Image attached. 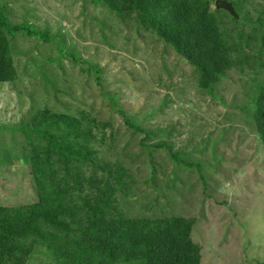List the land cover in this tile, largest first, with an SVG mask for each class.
<instances>
[{
	"label": "rangeland",
	"instance_id": "rangeland-1",
	"mask_svg": "<svg viewBox=\"0 0 264 264\" xmlns=\"http://www.w3.org/2000/svg\"><path fill=\"white\" fill-rule=\"evenodd\" d=\"M235 1L236 19L211 0L237 43L236 64L211 95L199 87L194 66L133 13L117 16L95 0H0L11 24L54 37L7 36L17 77L0 83V205L38 201L23 126L44 109L86 116L98 162L122 165L130 175V189L116 194L127 218H194L202 264H264V145L253 120L264 86V0ZM60 38L63 53L79 62L61 56ZM88 64L101 69L99 82ZM120 108L152 133L145 144ZM161 141L165 147L156 146ZM177 152L182 161L172 156ZM77 167L91 175L89 166ZM26 264L57 263L35 244Z\"/></svg>",
	"mask_w": 264,
	"mask_h": 264
},
{
	"label": "trees",
	"instance_id": "trees-1",
	"mask_svg": "<svg viewBox=\"0 0 264 264\" xmlns=\"http://www.w3.org/2000/svg\"><path fill=\"white\" fill-rule=\"evenodd\" d=\"M95 2L105 3L120 17L135 14L138 24L153 29L194 66L199 87L211 95L236 64L233 54L237 43L222 30L211 0ZM19 33L44 42L54 39L31 25L11 24L0 7V83L17 77L7 36ZM58 42L61 56L80 61L72 52L63 53L62 39ZM88 65L96 71L99 82L101 69ZM104 94L117 108L116 98ZM119 111L129 127L144 134L145 144L152 133L132 121L123 109ZM85 117L44 109L23 126L39 195L32 204L0 205V264H26L35 244L47 247L57 264H202V248L191 237L194 218H127L118 210L116 194L130 189L131 182L125 179L130 175L122 165L98 162L95 149L88 143L94 135ZM253 120L264 145V86L254 98ZM156 146L162 148L166 143L161 141ZM172 156L182 159L179 152ZM183 162L202 169L198 163ZM77 165L89 166L91 175ZM85 190L89 194L84 195Z\"/></svg>",
	"mask_w": 264,
	"mask_h": 264
},
{
	"label": "water",
	"instance_id": "water-1",
	"mask_svg": "<svg viewBox=\"0 0 264 264\" xmlns=\"http://www.w3.org/2000/svg\"><path fill=\"white\" fill-rule=\"evenodd\" d=\"M215 7L216 9H223L229 12L232 16L238 17V14L234 8V5L232 2L228 0H215Z\"/></svg>",
	"mask_w": 264,
	"mask_h": 264
}]
</instances>
